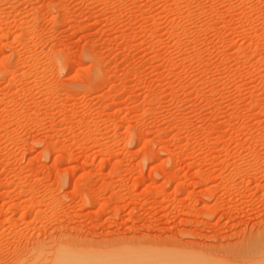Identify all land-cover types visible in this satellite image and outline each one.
I'll use <instances>...</instances> for the list:
<instances>
[{
    "label": "rangeland",
    "instance_id": "1",
    "mask_svg": "<svg viewBox=\"0 0 264 264\" xmlns=\"http://www.w3.org/2000/svg\"><path fill=\"white\" fill-rule=\"evenodd\" d=\"M60 245L264 264V0H0V264Z\"/></svg>",
    "mask_w": 264,
    "mask_h": 264
},
{
    "label": "bare ground",
    "instance_id": "2",
    "mask_svg": "<svg viewBox=\"0 0 264 264\" xmlns=\"http://www.w3.org/2000/svg\"><path fill=\"white\" fill-rule=\"evenodd\" d=\"M63 247V246H62ZM257 248H259V247H257ZM257 248H253L254 249V251H253V253H257L258 252V250H257ZM58 251L56 252V254H57V256H60V258H62L63 256H64V249L62 248V250H61V245H60V247H59V249H57ZM262 251H263V249H261ZM257 251V252H256ZM196 253H198V252H196ZM195 252L192 254V256L194 257V258H191V259H183V261H181V264H229V263H226L225 261H222L221 259H219V258H209L208 256H210L211 254H209V255H206L205 253V255H201V253L199 254H196ZM259 253V252H258ZM129 254V253H128ZM131 254H133V255H131ZM65 255H69V253L68 254H66L65 253ZM118 255V254H117ZM117 255H113V258H115V262L113 261L112 262V264H118V263H122V264H135V262L137 263V264H154V262L152 263L149 259H148V261H147V259H144V258H137L138 256L135 254V253H130V255H129V258L127 257V260L126 261H124V260H122V261H119L118 259V256ZM120 255V254H119ZM127 255V254H126ZM65 257L64 256V259H61L58 263H56V264H89V263H92V262H99L100 264H107V263H104L105 261H106V259H107V256H105V255H100V257L99 258H94V257H87L86 255H76V256H74L73 258L72 257ZM121 257H125L124 256V254L122 255H120ZM135 257V256H137L135 259H137V260H139V261H134V262H130V260H131V258L130 257ZM210 257H213V256H210ZM110 258H112V257H110ZM123 258H121V259H123ZM130 259V260H129ZM146 260V263H144V261H143V263L141 262V260ZM223 260H224V258H223ZM226 260V259H225ZM139 262V263H138ZM156 263V262H155ZM49 264H51V263H49ZM52 264H54V263H52ZM111 264V263H110ZM156 264H162V263H156ZM163 264H164V262H163Z\"/></svg>",
    "mask_w": 264,
    "mask_h": 264
}]
</instances>
